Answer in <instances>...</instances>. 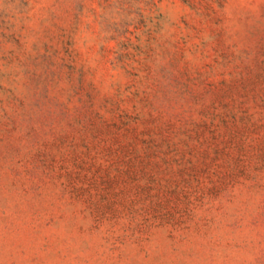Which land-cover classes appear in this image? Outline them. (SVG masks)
<instances>
[{
	"label": "rangeland",
	"instance_id": "obj_1",
	"mask_svg": "<svg viewBox=\"0 0 264 264\" xmlns=\"http://www.w3.org/2000/svg\"><path fill=\"white\" fill-rule=\"evenodd\" d=\"M0 264H264V0H0Z\"/></svg>",
	"mask_w": 264,
	"mask_h": 264
}]
</instances>
